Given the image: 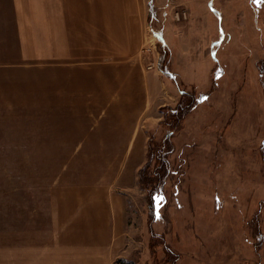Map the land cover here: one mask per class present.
<instances>
[{"label":"crops","instance_id":"obj_1","mask_svg":"<svg viewBox=\"0 0 264 264\" xmlns=\"http://www.w3.org/2000/svg\"><path fill=\"white\" fill-rule=\"evenodd\" d=\"M201 1L192 3V25L205 28L203 35L177 41L183 77L187 70L208 75L247 53L260 58L264 0ZM150 2L0 0V114L47 108V123L55 125L49 154L64 157L49 186L48 226L32 229L25 249L17 229L16 264H119L129 257L128 196L160 108L176 99L178 86L141 55L147 37L157 40Z\"/></svg>","mask_w":264,"mask_h":264},{"label":"rangeland","instance_id":"obj_2","mask_svg":"<svg viewBox=\"0 0 264 264\" xmlns=\"http://www.w3.org/2000/svg\"><path fill=\"white\" fill-rule=\"evenodd\" d=\"M200 1L150 2V25L161 38L147 37L141 55L155 67L162 43V68L178 83L176 99L160 108V121L172 117L181 89H193L200 102L184 112L171 138L170 172L156 196L154 219L148 217L145 191L137 184L129 193L131 252L119 264H264V51L255 61L247 53L209 69L202 50L208 75L196 71L191 77L187 70L183 77L186 68L177 69V41L203 35L205 28L192 25V3ZM191 47H184L186 65L192 61ZM47 114V108L30 106L0 114V264H16L17 229L24 234L25 249L31 230L48 226L49 186L61 174L64 157L49 154L55 125L47 123ZM160 121L151 132L156 140L168 131Z\"/></svg>","mask_w":264,"mask_h":264},{"label":"trees","instance_id":"obj_3","mask_svg":"<svg viewBox=\"0 0 264 264\" xmlns=\"http://www.w3.org/2000/svg\"><path fill=\"white\" fill-rule=\"evenodd\" d=\"M156 36L157 40L161 38L159 34H157ZM159 48L161 57L159 58L157 65L165 76L173 78L171 73L162 68L163 60L166 55L165 49H163L162 47V43ZM180 94L181 95L179 101L171 109L172 117L168 120V118L164 115V119L160 121V125H164L168 128V131L165 132L164 137L161 140H156L154 134H150L148 140V149L146 153L147 159L137 173V184L141 189H143V191H145L144 198L149 209V219H154L155 217L156 196L161 193L164 186V179L170 172V169L168 167L170 163L169 155L173 151L171 138L175 130L182 122L184 118V112L186 110L193 109L200 102V98L196 96L193 89H181ZM153 140H156L159 143L155 144ZM152 161H155L154 166H152L151 164ZM151 237L154 239L155 237H158V235L156 236L155 234H151ZM161 245H163L166 254L169 257L170 255L172 256L171 261L174 262L175 257H173L174 255L172 253V250L166 244H164V242H162ZM119 261H123V259Z\"/></svg>","mask_w":264,"mask_h":264},{"label":"built area","instance_id":"obj_4","mask_svg":"<svg viewBox=\"0 0 264 264\" xmlns=\"http://www.w3.org/2000/svg\"><path fill=\"white\" fill-rule=\"evenodd\" d=\"M150 67H151V65L150 66L148 65V68H150Z\"/></svg>","mask_w":264,"mask_h":264}]
</instances>
